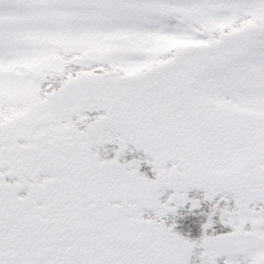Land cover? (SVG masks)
<instances>
[{
    "label": "snow or ice",
    "instance_id": "1",
    "mask_svg": "<svg viewBox=\"0 0 264 264\" xmlns=\"http://www.w3.org/2000/svg\"><path fill=\"white\" fill-rule=\"evenodd\" d=\"M0 264H264V0H0Z\"/></svg>",
    "mask_w": 264,
    "mask_h": 264
}]
</instances>
